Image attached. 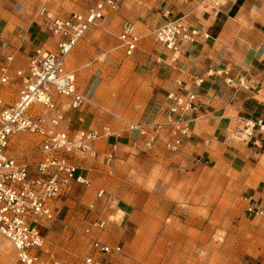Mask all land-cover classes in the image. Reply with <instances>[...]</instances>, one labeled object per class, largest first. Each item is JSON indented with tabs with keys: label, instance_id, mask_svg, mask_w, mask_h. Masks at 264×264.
I'll return each instance as SVG.
<instances>
[{
	"label": "crops",
	"instance_id": "1",
	"mask_svg": "<svg viewBox=\"0 0 264 264\" xmlns=\"http://www.w3.org/2000/svg\"><path fill=\"white\" fill-rule=\"evenodd\" d=\"M47 1L0 0V56L12 55L17 68L26 66L36 48L56 49L59 39L47 31L46 23L49 19H64L76 12L86 13L101 0H85V3L74 0L72 6L59 10L48 8ZM43 9L46 10L44 15L41 14ZM182 18L192 27L208 33L210 39H200L195 44L186 45L180 59L171 63L168 61V52L156 46L151 36L161 27ZM125 21L136 26L137 34L141 38L135 54L127 58L141 60V67L150 65L151 69L144 78L151 80V95H157L162 101L160 113L152 122L163 120L164 104L170 92L183 95L189 91L196 92L200 111L191 123V136L176 153H169L164 148L165 142L170 139L168 131L161 135L154 150L146 149L144 140L125 132L112 160L109 155L117 141L113 138L99 141L94 145L92 153L81 159V169L90 182L89 186L74 184L64 190L55 204L58 211L56 221L41 227L45 238L44 249L73 263L80 262L92 253L91 239H97L112 248H121L120 255L102 257L106 264H137L143 261L141 258L145 256L140 249L138 229L142 223L138 222L141 221L140 218L138 221L135 219V203L120 194L115 197L112 190H105V182L109 180L103 177L109 173L114 175L113 178L118 177L130 162L136 161L137 156L147 158L155 167L172 163L175 170L165 174L167 177L171 175L176 178V185L172 189L176 194L189 192L192 183L199 184V179L209 173L220 178L229 174L223 172L222 168L235 172L237 176L241 170L249 168L248 164L254 160L257 161L264 181V146L244 140L241 133L242 119H264V0H121L119 9L109 11L105 19L86 36L88 39L95 37L97 33L100 36H107L108 33L116 36V50L125 56L119 41L121 26ZM158 60L163 62L159 63ZM67 68L77 81L78 70L70 67L69 59ZM210 69H227L228 77L234 81L252 83L247 89L240 87L238 83L235 87H226L223 84L226 76L210 78L206 75ZM81 74L84 76V72ZM195 78L204 79V84L195 86ZM81 93L85 95L82 91ZM85 96L90 98L88 93ZM90 100L92 104L85 105L83 109L68 112L67 116L73 128L93 129L110 123L115 130L125 129L112 116L123 117L127 121L129 119L111 113L92 98ZM228 161L231 162L230 168L225 165ZM179 177L187 180L180 185ZM78 191L84 193L85 205L86 198L92 203L87 205L86 212L80 216L82 230L74 236L72 225L76 222L74 216L78 215L75 212L74 198ZM100 191L105 192L101 199L98 198ZM254 192L259 198L252 197L248 200L247 211L253 206L257 213L264 209V193H260V189H255ZM255 213L250 216L264 217ZM111 219L116 223L111 222ZM96 221H105V229L93 230L90 236H86L85 230ZM189 222L197 223L193 218ZM158 224L154 222L155 226ZM60 229L71 231L67 242L72 238V243H75L77 238H81L76 241V246L79 251L84 252L82 258L73 259L59 253L58 244H53L52 240L62 236ZM162 243L164 244V238L159 240L157 250L169 258L171 254L164 251ZM42 258H45L44 254Z\"/></svg>",
	"mask_w": 264,
	"mask_h": 264
},
{
	"label": "built area",
	"instance_id": "2",
	"mask_svg": "<svg viewBox=\"0 0 264 264\" xmlns=\"http://www.w3.org/2000/svg\"><path fill=\"white\" fill-rule=\"evenodd\" d=\"M120 1L101 0L86 13L49 19L46 29L59 39L58 45L55 50L36 48L25 67H15L12 55L0 56V237L12 245L19 264H106L103 256L120 255V247L112 248L91 239L92 253L80 262L60 259L44 249L41 227L56 221L55 204L64 190L74 184L89 186L81 169V159L88 157L99 141L117 140L109 155L112 160L125 132L144 140L146 149L154 150L161 135L168 131L170 139L164 148L169 153L178 152L191 136V123L200 111L199 96L194 91L185 95L170 92L166 96L162 121L131 122L113 115V120L125 131L115 130L110 123L93 129L71 126L68 112L79 111L92 102L79 90L75 75L67 68L68 59L109 11L119 9ZM45 13L43 9L41 14ZM151 37L156 46L168 52L171 63L180 59L186 45L210 39L208 33L192 27L184 18L161 27ZM119 41L125 56L132 57L141 42L132 22H123ZM206 75L210 78L225 75L226 87H235L238 83L228 77L227 69H210ZM204 82V79L194 80L197 87ZM251 83L240 80L238 85L247 89ZM11 87L16 89V95L8 89ZM46 111L55 114L46 119ZM241 133L244 140L264 146V119H242ZM23 134L36 138L35 160L16 154L15 141ZM104 194L100 191L98 198ZM248 212L255 213V208L250 206ZM255 214L264 216V209ZM105 227V221H96L85 230V235L90 236L93 230L102 231Z\"/></svg>",
	"mask_w": 264,
	"mask_h": 264
},
{
	"label": "rangeland",
	"instance_id": "3",
	"mask_svg": "<svg viewBox=\"0 0 264 264\" xmlns=\"http://www.w3.org/2000/svg\"><path fill=\"white\" fill-rule=\"evenodd\" d=\"M73 1L48 0L47 6L50 9H66L72 6ZM77 2L85 3V0ZM87 36L69 58L70 67L78 70L80 91L85 95L88 93L90 98L113 114L125 116L130 121L152 122L160 113L162 101L157 95H151V80L144 78L151 69L150 65L141 67V60H131L116 50L118 42L112 34L100 36L97 33L89 39ZM86 73L89 74L86 76ZM105 89H115L117 100L104 98ZM13 92L16 95L15 88ZM54 114L46 111L44 118ZM36 146V138L28 134L15 141L16 154L28 155L31 160L36 158ZM146 159L137 156L136 161L130 162L116 178L112 173L103 176L109 180L105 182V190H112L114 194H111L115 197L120 194L135 203V219H141L138 222L142 223L138 226L140 249L145 256L137 264H264V217H251L247 211L248 200L259 198L254 190L260 189V193H264V181L256 160L237 176L235 172L222 168L229 174L220 178L209 173L199 179V184L192 183L189 192L176 194L172 190L176 178L165 174L175 170L172 163L155 167ZM230 164L228 161L225 165L230 168ZM178 179L180 185L187 180ZM75 197V212L78 215L74 216L76 222L72 225L74 236L82 230L80 216L92 203L88 198L87 205L83 203L84 193L81 191ZM190 218L203 222V226L191 224ZM111 222L116 223L112 219ZM154 222L159 223L158 230L152 233L156 227ZM165 229L177 236L174 240L176 251L169 258L157 250ZM60 233L62 236L59 239L52 240L53 244H58L59 253L73 259L82 258L84 252L76 246V241L81 238H77L75 243H72V238L67 242L71 231L63 229ZM0 264H19L14 248L2 237Z\"/></svg>",
	"mask_w": 264,
	"mask_h": 264
},
{
	"label": "bare ground",
	"instance_id": "4",
	"mask_svg": "<svg viewBox=\"0 0 264 264\" xmlns=\"http://www.w3.org/2000/svg\"><path fill=\"white\" fill-rule=\"evenodd\" d=\"M116 90L115 89H105L103 92L104 98H111L113 101L117 100V94H116ZM197 226L202 227L203 223L201 222H197L196 223ZM158 230V227H154V233ZM164 238V244L162 243V247L163 249H165L164 251L168 254H171L175 249L174 246V240L177 238V236H175L169 229H165V233L163 234L162 240Z\"/></svg>",
	"mask_w": 264,
	"mask_h": 264
}]
</instances>
